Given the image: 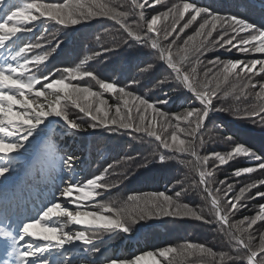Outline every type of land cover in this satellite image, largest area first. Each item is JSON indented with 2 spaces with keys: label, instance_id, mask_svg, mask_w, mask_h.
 <instances>
[{
  "label": "snow or ice",
  "instance_id": "snow-or-ice-1",
  "mask_svg": "<svg viewBox=\"0 0 264 264\" xmlns=\"http://www.w3.org/2000/svg\"><path fill=\"white\" fill-rule=\"evenodd\" d=\"M163 3L165 0H63L57 3L0 0V264H175L178 256L183 259L207 257L210 264H264V204L252 216L233 219L249 206L245 200L264 197V191L246 195L264 186V178L252 179L239 189L238 195H232L233 185L226 180L219 181L221 187H213L216 168L240 157L260 161L254 167L237 168L232 173L236 178L243 175L251 178L252 173L264 174V157L244 145H235L225 153H200L205 144L202 129L210 115L229 110L239 115L241 111L222 104L217 106L214 101L231 99L237 104L246 101L248 106L242 110L244 118L256 123L259 117L264 123V59L208 61L207 65L201 59L207 51L217 48L264 54V26L236 15L221 16L188 0H176L165 11L149 18L147 9ZM133 17L135 19H131ZM201 17L194 33L178 46L177 40ZM99 19L113 21L126 36L119 39L114 36L112 45H102L100 50L85 56L75 66L49 70L45 64L60 48L62 41L59 39L44 53L28 55L43 46L30 42L27 34L34 29L29 25L41 21L68 28ZM214 33L218 34L214 36ZM22 40L25 42L17 46ZM96 40L99 42L102 37L98 35ZM134 45L151 49L152 54L171 69L175 81L191 92L201 107L166 113L157 103L166 104L167 99L150 102L135 93L134 86L140 83L137 77L121 85L101 79L87 67L90 61L121 46ZM152 68L153 64L145 61L139 73H149ZM255 77L261 79L255 80ZM86 78L94 81L99 91H94L90 84L73 83ZM230 81L234 82L231 87L223 88ZM166 82V79L160 80L158 85ZM105 93L114 97L116 103L110 104L104 99ZM71 109L77 110L75 116ZM61 121L66 126L61 130L64 135L75 136L99 128L110 133L124 130L143 134L158 142V149L164 150L155 153L161 163L179 161L194 171L198 179L186 183V176L177 180L179 190L174 195L163 191L129 195L123 204L115 200L97 201L102 195L100 190L108 192L119 187V183L108 181L114 166L109 164L99 174L81 181L77 171L79 157L53 151L46 158L54 156L59 170L67 172V176L49 177L56 188L55 192H50L54 198L46 204L41 200L43 207L34 217L20 219L9 215L12 205L15 203L19 207L23 196L14 175L21 163L20 156L33 147V142L38 143L53 132ZM169 129L171 132L166 135ZM165 152L172 155H165ZM185 156L191 159H183ZM126 178L125 175L121 179ZM56 179L60 180L59 185ZM190 190L198 191L207 207L196 208L183 203L181 197ZM57 193L59 199L55 198ZM68 204L75 207L70 209ZM160 217L190 218L215 224L228 239L232 252L217 253L203 244L185 241L179 246H165L131 259H87L89 254L101 253L104 235L130 234L141 221ZM258 222L260 230L258 244H255ZM37 227L40 231L35 230ZM82 254L83 259L80 258Z\"/></svg>",
  "mask_w": 264,
  "mask_h": 264
},
{
  "label": "trees",
  "instance_id": "trees-1",
  "mask_svg": "<svg viewBox=\"0 0 264 264\" xmlns=\"http://www.w3.org/2000/svg\"><path fill=\"white\" fill-rule=\"evenodd\" d=\"M14 2L20 3L21 0H14ZM46 2L57 3L63 2V0H46ZM174 2L176 0H165V3L161 5L147 9L149 18L151 15L165 11ZM188 2L208 8L213 13H218L221 16L236 15L257 26H264V0H188ZM131 19H135V17ZM185 19H187V16ZM201 20L202 17L198 18L196 24L185 30L180 39L177 40L178 46H182L183 40L194 33ZM29 27L34 29L32 33L27 34L30 42L43 45L41 48L28 53L29 56L44 53L55 45L57 39L62 41L60 48L45 62L49 70L75 66L85 56L100 50L102 45H112L114 36L117 39L126 36V33H123L119 25L107 19L92 20L88 23L68 28H62L54 22L42 23L37 21L34 25H29ZM105 29L108 31L106 32ZM177 32H179V29H177ZM217 34L214 33L213 35L216 36ZM98 35L102 37L99 42L96 40ZM242 35H247V33H242ZM24 42L23 40L19 41L17 46ZM201 59L207 65L208 61L264 59V54L241 53L235 48L231 51L217 48L216 50L207 51ZM145 61L151 62L153 68L149 73L140 74L139 67ZM40 67L44 68V65ZM87 67L98 74L101 79L113 80L121 85L127 84L132 77H137L140 83L134 86L133 90L135 93L144 96L150 102L167 99L168 103L166 104L157 103V107L166 113H178L188 107H201L194 95L175 81L171 69L160 61L156 55L152 54V50L149 48H141L139 45L132 47L121 46L114 52L90 61ZM56 75L58 76L60 73ZM165 79L167 80L165 84L158 85V81ZM260 79L261 77H255V80ZM73 83L80 86H88L90 84L94 91H99L95 82L88 78L73 81ZM232 83L234 82L230 81L223 88H230ZM104 99L108 100L110 104L116 103L114 97L110 94L105 93ZM214 104L217 106L222 104L226 108L239 109L241 111L239 115L232 110L213 112L210 115L205 122V128L202 129L205 144L200 148L201 155L211 152L225 153L230 151L235 145H244L257 155L264 157V123L260 122L259 117L256 118V123L244 118L242 110L248 106L247 102L241 101L237 104L229 99L214 101ZM70 111L74 116L77 114L76 109H71ZM149 115L151 116V112H149ZM78 122L83 123L84 121ZM59 127L63 129L66 126L61 121ZM170 132L171 129L166 135H169ZM138 135L140 138H134ZM52 139L54 141L57 139L56 145L58 147L55 151L60 154H74L79 157L77 171L80 174L79 178L81 181H86L99 174L109 164L114 166L110 170L108 181L119 183V187L108 192L100 190L102 195L97 197V201L115 200L118 204H123L127 202L129 195H145L161 191L174 195L175 191L179 190V186L176 184L177 180L185 179L186 176L188 178L185 181L186 183L193 179H198L194 171L180 164L179 161L166 160L161 163L155 153L158 151L164 152V150L158 149V142L150 140L143 134L129 133L124 130L118 133H110L103 128H99L95 131L89 129L75 136L71 133L67 134L64 138V146H60L63 140L59 136H55ZM54 144L51 139L42 138L35 155L32 156L31 162L27 160L31 152L29 154L28 152L23 153L20 156L25 157L23 160L28 163L26 169H22L23 174L16 176L20 189L23 190V196L20 197L19 207L14 203L9 210V214L16 212L20 219L34 217L40 208L43 207L41 200L46 204L54 198L50 195V192H55L56 188L52 186V181L49 177L67 176L66 171L61 172L56 166V158L54 156L46 158ZM165 155L170 156L172 153L165 152ZM128 157L133 159L128 160ZM183 159L191 158L185 156ZM142 163L146 164V166L141 167ZM259 163L260 161L257 160L240 157L228 165L216 168L213 187H221L219 181L226 180L233 185L234 191L232 195H238L241 187L251 183L252 179L264 178V174L257 172L252 173L251 178L248 175L236 178L232 173L237 168L254 167ZM125 175L127 178L121 179ZM39 183L47 185L45 190L32 194L33 185ZM55 183L59 185L60 180L56 179ZM258 191H264V186L252 189L246 195L252 196ZM57 196L55 198L59 199ZM181 201L191 207H207L206 202L198 191L190 190L186 192L181 197ZM244 202L249 206L238 213L233 218L234 220H238L243 216L254 215L259 211V206L264 204V197H257L254 200H245ZM88 203L94 202H83V204ZM255 228L257 230L255 244H258L259 222ZM185 241L203 244L217 253L232 252L228 239L217 230L215 224H205L190 218L173 220L168 217H160L141 221L133 227L130 234L113 233L104 235L101 243V253L89 254L87 259L98 258L101 261L117 258L131 259L165 246H179ZM80 258L83 259V254ZM201 262L202 264H210L209 258L199 256H191L187 259L178 256L175 264H201Z\"/></svg>",
  "mask_w": 264,
  "mask_h": 264
},
{
  "label": "rangeland",
  "instance_id": "rangeland-1",
  "mask_svg": "<svg viewBox=\"0 0 264 264\" xmlns=\"http://www.w3.org/2000/svg\"><path fill=\"white\" fill-rule=\"evenodd\" d=\"M35 148H36V144H33V147L30 148L29 150H34ZM20 160H21V163H20V166L18 167V169H23V168H25V167H21V166L23 165V159L21 158ZM46 186H47V185H42V183H41V184L39 183V184L33 185L32 194H34V193H38V192H40V191L45 190ZM57 197H59V196H57ZM67 207H69L70 209H72V208L75 207V205H73V204H68ZM74 227H75V226H74ZM35 230H36V231H40V228L37 227ZM34 242H35V241H34Z\"/></svg>",
  "mask_w": 264,
  "mask_h": 264
},
{
  "label": "clouds",
  "instance_id": "clouds-1",
  "mask_svg": "<svg viewBox=\"0 0 264 264\" xmlns=\"http://www.w3.org/2000/svg\"><path fill=\"white\" fill-rule=\"evenodd\" d=\"M55 141L57 142V139H56ZM33 144H37V142H33ZM30 152H31V153H30ZM35 152H36V148H35L34 150H28V154L30 153V156L27 157V160H28V161H30V162L32 161V156L35 155ZM21 158H22V159H25V157H23V156L20 157V159H21ZM27 165H28V163H25L24 160H23V165H22V166H25V167H26ZM32 166H33V165H32ZM33 167L35 168L36 166H33Z\"/></svg>",
  "mask_w": 264,
  "mask_h": 264
},
{
  "label": "bare ground",
  "instance_id": "bare-ground-1",
  "mask_svg": "<svg viewBox=\"0 0 264 264\" xmlns=\"http://www.w3.org/2000/svg\"><path fill=\"white\" fill-rule=\"evenodd\" d=\"M23 173H22V169H18L16 170V172L14 173L15 176H21Z\"/></svg>",
  "mask_w": 264,
  "mask_h": 264
}]
</instances>
